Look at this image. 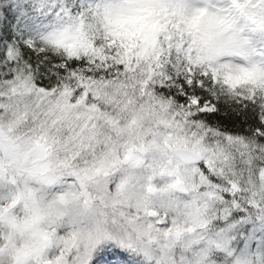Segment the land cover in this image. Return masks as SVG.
I'll use <instances>...</instances> for the list:
<instances>
[{"label": "snow or ice", "instance_id": "1", "mask_svg": "<svg viewBox=\"0 0 264 264\" xmlns=\"http://www.w3.org/2000/svg\"><path fill=\"white\" fill-rule=\"evenodd\" d=\"M238 7L264 24V0ZM45 11L38 8L41 19ZM89 15L102 39L68 32L45 37L48 47L38 56L34 46L31 53L0 50V169H46L55 152L99 144L137 167L145 136H167L162 129L185 124L207 144L200 166L209 180L223 177L233 192L249 186L264 198V71L225 64L218 71L212 62L206 70L204 59L192 55L194 20L179 8L162 16L158 0H109ZM13 19L9 13L3 21L4 37ZM146 120L152 127L145 129ZM98 264L131 261L115 251Z\"/></svg>", "mask_w": 264, "mask_h": 264}, {"label": "clouds", "instance_id": "2", "mask_svg": "<svg viewBox=\"0 0 264 264\" xmlns=\"http://www.w3.org/2000/svg\"><path fill=\"white\" fill-rule=\"evenodd\" d=\"M238 5L246 4L237 0L235 7L248 15L247 7ZM178 8L188 20H194L193 57H202V67L209 72L207 62L222 65V59L237 44L229 19L208 9L186 12L180 0H158L162 16L172 17ZM68 103L76 106L84 101L70 99ZM167 118L171 120V114ZM144 127L152 125L146 120ZM161 131L168 135L145 136L143 163L137 167H132L122 152L113 155L110 147L99 144L92 151L55 152L50 157L52 166L46 169H0V174L21 180L15 196L0 204V264H71L77 249L91 251L100 240L111 242L117 238L135 254L138 247L155 246L200 231L209 210L200 196L206 190L200 165L207 158V144L189 125ZM127 142V138L121 141ZM122 169L128 170L126 178L105 189L104 179L119 175ZM63 177L77 178L83 192L46 198L44 190ZM73 211L91 214L95 220L58 239L53 225Z\"/></svg>", "mask_w": 264, "mask_h": 264}, {"label": "rangeland", "instance_id": "3", "mask_svg": "<svg viewBox=\"0 0 264 264\" xmlns=\"http://www.w3.org/2000/svg\"><path fill=\"white\" fill-rule=\"evenodd\" d=\"M109 0H0V29L10 13V32L15 41L5 46L17 54L20 41L28 47H48L45 37L51 34L76 33L84 31L94 39H102L96 30V22L89 13L98 5ZM186 12L208 9L224 14L232 25V34L237 40L221 63L231 67L264 68V24L255 16L239 12L237 0H180ZM242 4L256 3L258 0H239ZM46 8L43 19L38 8ZM7 10V12L5 11ZM5 13H4V12ZM6 17H5V16ZM1 32V31H0ZM10 33V34H11ZM12 37V38H13ZM3 40V39H2ZM1 41V40H0ZM107 41L103 40L102 48ZM222 88V86H221ZM223 90V89H222ZM128 174L122 169L119 175L107 177L108 185H118ZM142 174V173H141ZM205 192L200 196L209 205L204 227L188 237L137 248L135 254L117 238L103 242L94 251L77 249L71 264H98V257L119 251L130 258L131 264H263L264 257V198L253 194L249 186L242 192H233L225 178L213 182L203 177ZM21 180L11 174H0V204L11 200L19 190ZM82 186L77 178L57 179L44 190L48 199L61 194H80ZM95 216L79 212H69L53 225L58 239L70 236L77 229L91 225ZM158 219L156 223H159ZM119 231V226L114 225Z\"/></svg>", "mask_w": 264, "mask_h": 264}, {"label": "trees", "instance_id": "4", "mask_svg": "<svg viewBox=\"0 0 264 264\" xmlns=\"http://www.w3.org/2000/svg\"><path fill=\"white\" fill-rule=\"evenodd\" d=\"M4 12V11H3ZM5 13V12H4ZM5 16V15H4ZM6 17V16H5ZM3 28V24H2V26H1V29ZM11 33V32H10ZM0 37H3L2 39H0L1 41H0V50H4V51H6V48H5V46L7 45V44H9V43H11V42H13V41H15V39H16V36H14L13 37V34L11 33L10 34V36H7V37H4V35H3V32L1 31L0 32ZM13 37V38H12ZM17 54H19L21 51H24V50H27L28 52H33L34 51V49H32V48H30V47H28L27 45H25V44H23L22 42H18L17 44ZM36 53H37V56H38V50H36ZM52 54L54 55V56H56V55H59V56H62L63 54L62 53H57V52H55L54 50L52 51ZM78 66V65H77ZM215 87V86H214ZM263 264H264V257H263Z\"/></svg>", "mask_w": 264, "mask_h": 264}, {"label": "bare ground", "instance_id": "5", "mask_svg": "<svg viewBox=\"0 0 264 264\" xmlns=\"http://www.w3.org/2000/svg\"><path fill=\"white\" fill-rule=\"evenodd\" d=\"M46 196V195H45Z\"/></svg>", "mask_w": 264, "mask_h": 264}]
</instances>
